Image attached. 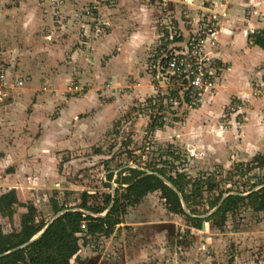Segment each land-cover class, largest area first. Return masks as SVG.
<instances>
[{"label": "crops", "instance_id": "obj_1", "mask_svg": "<svg viewBox=\"0 0 264 264\" xmlns=\"http://www.w3.org/2000/svg\"><path fill=\"white\" fill-rule=\"evenodd\" d=\"M167 1L168 12L153 0H116L99 10L97 0H18L0 6V31L13 41L11 48L0 52L23 55L19 67H11L8 74L32 75L31 85L48 73L46 82L57 88L76 74L85 89L82 95H39L31 100L30 86H25L22 95L0 104V170L11 169L0 179V187L6 188L0 195L15 188L24 202L31 197L25 191L29 185L41 186V179L46 183L47 178L53 182L58 175L65 186L66 170L93 165L82 161V154L102 141L114 120L127 110L134 112L137 102H146L153 94L151 54L170 30L162 15L173 12L175 30L186 38L202 15L213 11L221 18L217 57L222 76L200 105L189 108L186 149L199 151L201 157L203 152L210 155L224 169L264 152V0ZM88 7L102 12L111 26L95 31L93 18L85 14ZM17 39L23 49L17 47ZM119 87L130 90L113 91ZM256 89L260 92L254 95ZM53 99L58 112L48 117ZM29 104L33 107L27 108ZM237 104L243 109L230 112L229 107ZM14 135L15 141L8 139ZM103 153L98 154L103 157ZM64 154L71 156L63 158ZM12 168L54 172L32 177L31 182H14L18 176ZM178 218L168 211L158 191L150 193L144 204L122 216L111 235H102V241L88 243L86 249L81 244L70 264H264V212H246L240 225L231 226L232 220H227L226 231L211 232L206 222L205 230L196 233L193 228L188 237L178 235L186 229V225L179 228ZM209 250L214 255H207Z\"/></svg>", "mask_w": 264, "mask_h": 264}, {"label": "rangeland", "instance_id": "obj_2", "mask_svg": "<svg viewBox=\"0 0 264 264\" xmlns=\"http://www.w3.org/2000/svg\"><path fill=\"white\" fill-rule=\"evenodd\" d=\"M18 0H0V6L5 8L7 7L8 3L16 2ZM96 7L100 5H106L115 3L116 0H97ZM152 1V0H151ZM154 2L157 1L159 6L163 12H168V1L167 0H153ZM165 3L164 5H162ZM174 4V3H173ZM186 11V10H185ZM100 12V11H99ZM184 13V12H182ZM101 16L104 18L106 16L103 13H100ZM175 12L171 14H167L165 16L162 15L161 19L162 22L166 23L164 26H173L177 19L174 16ZM2 14H0V17ZM110 20V19H109ZM166 20V21H165ZM111 22V21H110ZM167 29H165L166 31ZM164 31V30H163ZM21 37V36H17ZM10 35L4 34L0 31V51L2 48L6 46L11 48V43L13 42ZM10 39V40H9ZM18 44L17 47L24 48L23 43L20 39H17ZM3 44L5 45L3 47ZM151 50V49H150ZM23 56L21 53L18 56H3L2 52H0V72L4 71L8 74L9 69L18 68V62L23 60ZM43 60L42 58H40ZM45 75L48 73H43L42 79H40L38 84H31L28 85L31 81L32 75L23 76L22 74H8L7 78L9 84H15L17 80H22V85H15L13 87H9L7 89V93L5 96H1L0 104L4 101H7L8 98L15 96H20L24 92L25 86H30V97L32 99L38 98L39 95L42 96H62V97H72L76 95H82V92H85L84 87L81 85L79 81V77H76V74H73L72 77L69 78L68 82L62 86L61 88L55 87L51 82H46L44 78ZM30 77V79H29ZM152 81L154 78L152 77ZM104 83L103 86H105ZM78 85L81 86V90L74 89V86ZM102 86V84H101ZM108 86V85H107ZM130 90L127 87H119L117 90H113L116 93H124ZM102 90L99 92L101 93ZM111 91V92H113ZM154 90L151 97H149L146 102H137L132 108L133 110H127L119 118L114 120L112 124L107 128L106 133L102 141L96 143L91 150L86 151L82 154V161H93V165H88L83 168H75L71 167L67 171V181L68 184L65 186L61 183V177L58 175H54V179L52 182L48 178L46 179V183H43V179H41V183L44 186L40 185H29L31 187L25 188V191H28L31 197H23L25 198L26 203L33 202L37 207V219H44L50 220L53 217L52 206L49 201L51 197L57 199L60 204H68V205H75L81 201V194L83 191H88L91 194H94L90 200L91 202L102 203V195L112 191V184L115 183L117 187L118 184L116 183V179L118 178V174L123 171L128 166L135 167L139 166L142 168H146L147 165H154L158 164L159 166L164 165V161L167 160L168 164L166 165L168 168L171 166L176 167V169L187 173V175L191 178L192 182H194L198 178H202V180H206L209 177H212L213 180L216 182V188L214 190L208 191L206 187H204L203 196L199 198L200 202H198L195 207L200 211H205L208 209L210 198H213L220 190H228L232 189L235 191H246L251 188V185L254 182H259L264 176V167H258L249 169L251 160L245 162H238L234 163L230 169H224L221 165H216L213 163V159H210V155H204L201 157V153L196 150H192L191 152L186 149V117L189 112V108L185 105H180L178 107H170L169 105H165L159 101H156L154 98ZM105 96H107L105 94ZM54 100V99H53ZM49 102V101H44ZM56 103L54 100L51 103V106L47 107L46 115L48 117L56 116L58 112L59 106H52ZM32 104V103H31ZM27 105V108L31 107L32 105ZM162 104V105H160ZM33 107V106H32ZM160 107L162 109H160ZM32 111V108H31ZM157 116L163 117L164 126L160 128H156L152 130L150 127V122L152 119H155ZM160 130V132H157ZM26 132V131H25ZM36 132V131H35ZM26 134V133H25ZM17 136L14 135L13 137L9 136L8 139L11 141H15ZM202 143L203 137H200ZM127 142V143H126ZM105 146V149L102 150V147ZM199 150L203 149V147H198ZM104 154L103 157L98 154L101 152ZM209 152V151H207ZM173 153V154H172ZM66 155L69 157L71 154H64L62 157L65 158ZM21 156V155H20ZM87 158L85 159V157ZM178 156V157H176ZM81 157V156H80ZM127 166V167H125ZM16 176L15 180L31 182L32 177L41 176L44 177L45 174H50V172H54V169H15L12 168ZM10 170H0V179L6 176ZM173 169L172 174H175ZM20 173V175H18ZM27 174L26 177L22 178V174ZM112 173V177L109 178V175ZM127 171L123 174H126ZM19 178V179H18ZM65 180V179H62ZM111 187L105 186V182H109ZM52 182L53 185H46ZM261 185V184H259ZM115 187V188H116ZM193 186L190 184L187 187L188 191H191ZM6 188L1 186L0 192L5 190ZM17 191V190H16ZM155 192V191H154ZM248 192V191H246ZM245 192V193H246ZM153 193V192H150ZM146 194L142 201L135 205L127 208L126 213L128 210H134L138 208L141 204H144V199L150 194ZM28 194V193H27ZM158 194L161 197L160 191ZM18 195V193H17ZM162 198V197H161ZM23 202V201H20ZM162 201L159 202V206L157 208L162 209ZM165 204V201H164ZM166 206V204H165ZM212 209V208H211ZM210 209V210H211ZM26 208L20 205L15 206V213L12 218L3 216L0 214V224L5 232L8 231H18L20 229V222H21V215L22 213L26 212ZM190 210V209H189ZM209 210V211H210ZM248 211H252L245 205H242L239 209H237L234 213H228L227 220H232L229 225L233 226L236 224H241L243 222V214ZM171 213V212H170ZM53 214V215H52ZM169 218L173 219V217L169 214ZM178 218V225L181 230H183L184 225H186V229L184 232L178 233L182 237H188L186 234L193 228L194 231L198 233V230L201 228H196L191 225L185 215H177ZM226 220V221H227ZM240 220V221H237ZM208 222V226H210L211 232H219L220 230L226 231L229 228L227 227V222L224 223L222 227H218L212 221ZM219 229V230H218ZM185 234V235H184ZM102 235H96L94 237L88 238L87 242H84L83 239L79 241L80 248L81 244L83 248L86 249V244L89 245L95 244L99 241H102ZM100 245V244H99ZM231 247L229 248L228 252H231ZM234 251V249H232ZM78 253V252H77ZM207 255H214L212 250L206 252ZM74 258V256L72 257ZM215 262V261H214ZM71 263V261H70Z\"/></svg>", "mask_w": 264, "mask_h": 264}, {"label": "trees", "instance_id": "obj_3", "mask_svg": "<svg viewBox=\"0 0 264 264\" xmlns=\"http://www.w3.org/2000/svg\"><path fill=\"white\" fill-rule=\"evenodd\" d=\"M160 109L162 108L160 107ZM163 124V117L160 116L159 120V116H157L152 119L149 125L152 130H155L163 127ZM167 162L165 160L163 166L154 164L147 165L146 168L161 173L171 181L182 193L190 212L195 215L208 212L215 207L225 192L235 191L232 189L220 190L218 194L208 200V209L200 212L195 205L200 202L199 198L203 196L204 187L208 191L214 190L217 185L216 182L212 177L206 180L198 178L192 182L187 173L176 169L174 166L168 168L166 166ZM250 167L249 169L264 167V152L254 156ZM173 169L176 170L175 174H172ZM126 171L127 173L123 174ZM111 177L112 173L109 175V178ZM116 183L118 186L115 189L113 205L105 216H91L77 210L66 211L55 218L38 239L25 247L0 256V264H70L72 257L80 250L79 241L81 239L87 242L88 238L96 235H111L117 224L121 222L127 208L139 204L146 194L154 191L161 192V197L170 212L185 215L191 225L196 228L202 227L203 220L212 221L218 227H222L227 220L228 213H234L242 205L256 212H264V185L251 191L255 186L264 184V176L259 182H254L249 190H246L249 192L248 194L241 195L239 193H245L246 191L238 190L235 191L237 193L229 194L220 207L205 219L187 214L177 192L155 174L147 173L135 167H127L118 174ZM190 184L193 188L188 191L187 187ZM105 186L111 187L110 181L105 182ZM93 195L88 191H83L81 201L75 205L60 204L54 197H51L49 201L53 214L72 207L85 208L94 213L106 211L112 200L111 192L102 195V203L91 202L90 199L94 197ZM16 205L23 206L27 210L21 215L20 229L18 231L5 232L0 224V253H4L30 240L43 229L48 221L37 219L36 205L33 202H20L15 188H11L0 195L1 215L12 218ZM83 222H85V228H82Z\"/></svg>", "mask_w": 264, "mask_h": 264}, {"label": "built area", "instance_id": "obj_4", "mask_svg": "<svg viewBox=\"0 0 264 264\" xmlns=\"http://www.w3.org/2000/svg\"><path fill=\"white\" fill-rule=\"evenodd\" d=\"M85 14L93 18L91 25L97 32L111 26L108 18L96 13L91 7L85 9ZM169 29L164 40L153 48L151 54L149 70L155 81L152 85L154 98L170 107H196L202 103L207 92L217 88L222 76L223 67L218 64L217 57L221 18L213 11L202 15L197 25L190 29L187 38L182 32L175 30L174 25ZM22 84V80L9 84L7 74L1 71L0 98L6 95L9 87ZM74 89L81 90L82 87L75 85ZM259 92L256 89L253 94L257 95ZM243 107L241 104L233 105L229 107V111L238 113ZM85 227L83 222L82 228Z\"/></svg>", "mask_w": 264, "mask_h": 264}, {"label": "water", "instance_id": "obj_5", "mask_svg": "<svg viewBox=\"0 0 264 264\" xmlns=\"http://www.w3.org/2000/svg\"><path fill=\"white\" fill-rule=\"evenodd\" d=\"M128 167H131V166H128ZM135 168H138V169H140V170H144V171H146L147 173L155 174V175H157L158 177H160V178H161V179H162V180H163L168 186H170L175 192H177V194L179 195V197H180V199H181V202H182V206H183V208H184V211H185L187 214H190V215H192V216H198V217H200V218H202V219H205V218H207L208 216H210L211 214H213V213H214V212L220 207V205L222 204V202L224 201V199H225L229 194L237 193V192H235V191H228V192H225V193L223 194L221 200L218 202V204H217L215 207H213L210 211L205 212V213H202V214H199V215H195V214L191 213L190 210L188 209L187 204H186L185 201H184V197H183L182 193H181V192H180V191L174 186V184H173L171 181H169L164 175H162V174L159 173V172L152 171V170H149V169H147V168H142V167H139V166H135ZM263 185H264V184L257 185V186H255L251 191H254V190L258 189V188H260V187L263 186ZM115 187H116V186H115V183H113V184H112V191H111V194H112V200H111L110 205H109L108 208L106 209V211H104V212H102V213H94V212H92V211H90V210H88V209L81 208V207H72V208H67V209L60 210V211H58L56 214H54L53 217H52L50 220L47 221V223L45 224V226L43 227V229H42L40 232H38L36 235H34L30 240H28V241H26L25 243H23V244H21V245L15 247V248H12V249H10V250L4 252V253H0V256H3V255H5V254H7V253H10V252H12V251H14V250H16V249H19V248L25 247V246L29 245L31 242H33L34 240L38 239V238L43 234V232L47 229V227L51 224V222H52L55 218H57L59 215L63 214V213L66 212V211H71V210L74 211V210H77V211H81V212H83V213H85V214H88V215H91V216H96V217L105 216L106 213L111 209V207H112V205H113V199H114V197H115V189H116ZM248 193H249V192H246V193H239V194H241V195H246V194H248ZM201 228H202V230H205V228H206V221H205V220H203V222H202V227H201Z\"/></svg>", "mask_w": 264, "mask_h": 264}, {"label": "flooded vegetation", "instance_id": "obj_6", "mask_svg": "<svg viewBox=\"0 0 264 264\" xmlns=\"http://www.w3.org/2000/svg\"><path fill=\"white\" fill-rule=\"evenodd\" d=\"M161 193V192H160ZM169 211V210H168ZM178 215V214H177Z\"/></svg>", "mask_w": 264, "mask_h": 264}]
</instances>
